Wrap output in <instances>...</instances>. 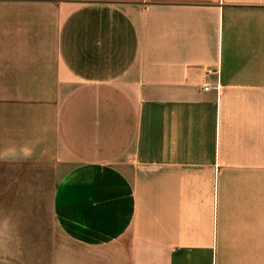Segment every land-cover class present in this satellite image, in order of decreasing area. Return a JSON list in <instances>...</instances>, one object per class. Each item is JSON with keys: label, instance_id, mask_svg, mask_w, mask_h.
Masks as SVG:
<instances>
[{"label": "crops", "instance_id": "obj_1", "mask_svg": "<svg viewBox=\"0 0 264 264\" xmlns=\"http://www.w3.org/2000/svg\"><path fill=\"white\" fill-rule=\"evenodd\" d=\"M4 237L264 264V0H0Z\"/></svg>", "mask_w": 264, "mask_h": 264}, {"label": "rangeland", "instance_id": "obj_2", "mask_svg": "<svg viewBox=\"0 0 264 264\" xmlns=\"http://www.w3.org/2000/svg\"><path fill=\"white\" fill-rule=\"evenodd\" d=\"M51 238L53 239V237L0 238V264H45L47 254L40 253L39 248H49L52 245Z\"/></svg>", "mask_w": 264, "mask_h": 264}, {"label": "built area", "instance_id": "obj_3", "mask_svg": "<svg viewBox=\"0 0 264 264\" xmlns=\"http://www.w3.org/2000/svg\"><path fill=\"white\" fill-rule=\"evenodd\" d=\"M202 88H203V89H208L209 86H208L207 84H204V85L202 86Z\"/></svg>", "mask_w": 264, "mask_h": 264}]
</instances>
